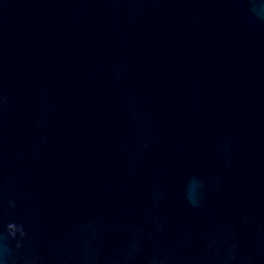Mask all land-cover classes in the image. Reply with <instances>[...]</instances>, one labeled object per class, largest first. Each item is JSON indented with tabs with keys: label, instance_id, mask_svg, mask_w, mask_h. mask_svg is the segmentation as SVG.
<instances>
[{
	"label": "water",
	"instance_id": "obj_1",
	"mask_svg": "<svg viewBox=\"0 0 264 264\" xmlns=\"http://www.w3.org/2000/svg\"><path fill=\"white\" fill-rule=\"evenodd\" d=\"M0 264H264V0H0Z\"/></svg>",
	"mask_w": 264,
	"mask_h": 264
}]
</instances>
